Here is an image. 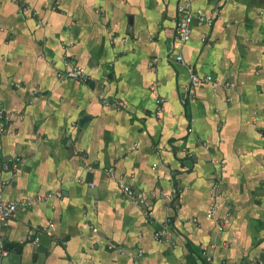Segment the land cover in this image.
I'll list each match as a JSON object with an SVG mask.
<instances>
[{"label":"crops","instance_id":"crops-1","mask_svg":"<svg viewBox=\"0 0 264 264\" xmlns=\"http://www.w3.org/2000/svg\"><path fill=\"white\" fill-rule=\"evenodd\" d=\"M23 2L0 0V102L16 114L0 131V198L45 200L0 229V264H134L140 251L139 264H206L204 247L212 264H264V0H194L213 22L196 18L180 51L185 0ZM72 62L91 81L61 82ZM188 66L215 79L194 102ZM105 169L144 192L153 217ZM217 180L222 232L208 214ZM168 218L172 241L158 242ZM42 234L51 245L33 262Z\"/></svg>","mask_w":264,"mask_h":264},{"label":"built area","instance_id":"built-area-1","mask_svg":"<svg viewBox=\"0 0 264 264\" xmlns=\"http://www.w3.org/2000/svg\"><path fill=\"white\" fill-rule=\"evenodd\" d=\"M9 1L19 5L23 11L29 10V7L23 2V0H9ZM193 2L194 0H185L184 4L179 7L176 35L173 42L171 43L173 50H178V51L182 50V48L186 45V43L191 39L193 25L196 22V18H198L197 20L198 23L200 24L203 23L212 24L213 22V18H208L204 15H199L198 17H195L192 14V10H191ZM33 13L36 14L35 11H33ZM176 59L181 64L185 63L184 58L181 54H179ZM188 71L190 74V82L185 87V102H194L197 98L198 89L205 84L215 82V79L212 75H200L199 73H197L194 66H188ZM57 77L61 82L67 81L69 79H77L84 82H89L92 79L88 70L76 64L75 62H72L67 70L59 71L57 73ZM163 102L164 99L162 98L157 99L158 114H162L163 112V107H162ZM109 104L119 110L123 109L125 106V103L120 100H113ZM15 116L16 114L14 112L6 109L0 102V131L7 132L6 126ZM193 122L194 119L192 118L191 123ZM189 132H193L192 127L189 129ZM3 166H4L3 163L0 161V170L3 169ZM89 170L91 172L95 171V169H93L92 167H90ZM104 172L110 180L117 182L123 197H125L132 205L144 207L145 215L147 217H153L154 212L152 209L148 208L149 205L148 197L144 192L138 191L129 184L125 183L123 177L116 174V172L113 171L112 169H105ZM220 185H221L220 180L214 182L213 192H212L213 201L209 206L208 214L211 218H214L216 221H218V229L220 232H222L229 223V219L228 217H220L218 215L219 204L217 199L221 195ZM180 194H181V189L180 187L177 186L174 189L173 193L169 195H165L164 197L169 202H175L176 200L179 199ZM53 196L54 195H49L46 198ZM43 200L45 199L28 197L18 202H8L0 198V229L7 225L8 221L15 216L16 212L20 207L31 206L33 203ZM172 225H173L172 219L171 218L166 219L163 224V227L155 232V239L161 243L163 242L168 243L172 241V237H173ZM52 226L53 225L51 224L50 228ZM94 231L97 232V230ZM35 243H37V241ZM0 250H2V246H0ZM142 256H143L142 251H140L137 255V258L134 259L133 263L139 264L138 258ZM202 257L206 264H212L213 258L208 254V247L203 248Z\"/></svg>","mask_w":264,"mask_h":264},{"label":"water","instance_id":"water-1","mask_svg":"<svg viewBox=\"0 0 264 264\" xmlns=\"http://www.w3.org/2000/svg\"><path fill=\"white\" fill-rule=\"evenodd\" d=\"M88 120H89L88 116H83L82 118L79 119L78 132H80L82 129L86 127ZM88 182L90 181L88 180ZM51 241L52 239L47 234L40 235L39 240L37 241V243L34 244L35 246L33 247V251H34V253L32 254L33 262L39 261L46 255V253L48 252V248L51 245ZM11 246H12L11 244H7L5 250L8 252L11 249ZM12 252L20 256V261L23 259V254L24 256H27V258L28 256H30V254H28V251L25 249V246L20 247L18 251L15 252L12 251ZM11 261H12V256L9 255L4 259L3 264H10Z\"/></svg>","mask_w":264,"mask_h":264}]
</instances>
